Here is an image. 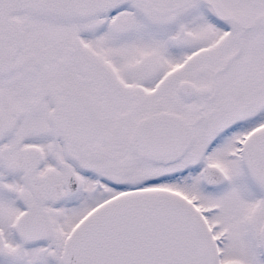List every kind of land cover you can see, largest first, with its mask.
I'll return each mask as SVG.
<instances>
[{"label": "snow or ice", "instance_id": "6c2138e0", "mask_svg": "<svg viewBox=\"0 0 264 264\" xmlns=\"http://www.w3.org/2000/svg\"><path fill=\"white\" fill-rule=\"evenodd\" d=\"M0 264H264V0H0Z\"/></svg>", "mask_w": 264, "mask_h": 264}]
</instances>
